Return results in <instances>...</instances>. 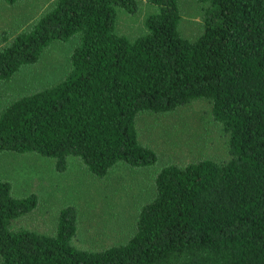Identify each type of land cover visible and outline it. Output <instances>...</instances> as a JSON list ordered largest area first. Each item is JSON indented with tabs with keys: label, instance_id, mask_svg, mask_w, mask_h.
Wrapping results in <instances>:
<instances>
[{
	"label": "trees",
	"instance_id": "1",
	"mask_svg": "<svg viewBox=\"0 0 264 264\" xmlns=\"http://www.w3.org/2000/svg\"><path fill=\"white\" fill-rule=\"evenodd\" d=\"M147 1L157 11L134 39L116 26L118 11L135 13L138 0H56L31 28L2 37L0 82L54 40L78 44L61 81L0 111V151L50 157L58 171L73 157L99 177L119 163L151 165L138 115L204 99L227 159L164 166L131 237L99 250L77 245L71 205L50 234L19 226L38 198L14 196L0 178V264H264V0H197L195 39L179 31L178 0Z\"/></svg>",
	"mask_w": 264,
	"mask_h": 264
},
{
	"label": "rangeland",
	"instance_id": "2",
	"mask_svg": "<svg viewBox=\"0 0 264 264\" xmlns=\"http://www.w3.org/2000/svg\"><path fill=\"white\" fill-rule=\"evenodd\" d=\"M56 0H19L6 4L0 0V48L2 37L28 30ZM139 9L128 13L120 9L116 30L134 39L144 31V20L157 7L138 0ZM180 33L195 39L203 28V4L197 0H178ZM78 38L54 40L39 59L23 65L9 81L0 82V111L12 100L61 81L70 68V57ZM138 139L151 148L157 160L147 166L119 163L102 177L92 174L71 157L65 171L55 169L54 160L32 153L0 151V178L9 182L12 194H36L38 203L17 219L19 226L50 234L59 211L66 206L77 210V245L99 250L127 241L134 233L136 217L154 195L155 176L169 164L185 165L201 159L228 157L227 137L211 114L210 104L194 99L170 112H143L136 118Z\"/></svg>",
	"mask_w": 264,
	"mask_h": 264
}]
</instances>
